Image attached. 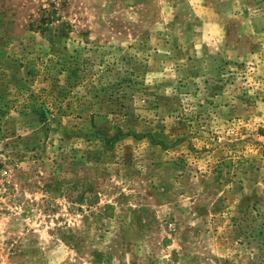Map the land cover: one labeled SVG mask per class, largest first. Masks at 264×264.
I'll return each mask as SVG.
<instances>
[{"label": "rangeland", "instance_id": "1", "mask_svg": "<svg viewBox=\"0 0 264 264\" xmlns=\"http://www.w3.org/2000/svg\"><path fill=\"white\" fill-rule=\"evenodd\" d=\"M0 264H264V0H0Z\"/></svg>", "mask_w": 264, "mask_h": 264}]
</instances>
